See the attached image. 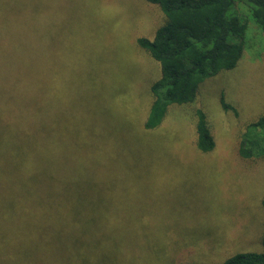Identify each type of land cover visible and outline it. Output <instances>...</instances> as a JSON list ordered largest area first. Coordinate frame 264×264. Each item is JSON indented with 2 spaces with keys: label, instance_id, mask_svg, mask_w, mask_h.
I'll return each mask as SVG.
<instances>
[{
  "label": "rangeland",
  "instance_id": "obj_1",
  "mask_svg": "<svg viewBox=\"0 0 264 264\" xmlns=\"http://www.w3.org/2000/svg\"><path fill=\"white\" fill-rule=\"evenodd\" d=\"M164 21L145 0H0V64L17 68L1 83L16 88L22 108L26 83L46 95L29 104L47 110L50 135L49 172H17L6 158L23 154L35 165L38 157L11 154L6 141L29 139L34 120L17 119L18 107L0 97L4 122L25 129L2 139L0 206H35L46 191L45 204L81 208L83 264L220 263L262 249L264 155L236 152L245 125L264 113L262 31L249 19L236 66L145 129L160 66L137 38ZM198 108L215 142L209 152L194 145Z\"/></svg>",
  "mask_w": 264,
  "mask_h": 264
},
{
  "label": "trees",
  "instance_id": "obj_2",
  "mask_svg": "<svg viewBox=\"0 0 264 264\" xmlns=\"http://www.w3.org/2000/svg\"><path fill=\"white\" fill-rule=\"evenodd\" d=\"M145 1L156 4L165 16L164 23L156 28L151 38H137L138 45L147 50L160 66L159 77L150 84L151 100L143 123L145 129H150L160 123L170 104L194 102L199 85L205 78L236 66L243 52L249 19L252 18L260 27L264 38V0ZM244 7L246 13L242 11ZM15 70L17 68L12 64L7 68L0 64V97L7 95L5 104L18 107L17 119L31 117L34 121L27 128L31 135L29 139L17 143L6 141V144L14 145L11 154L29 152L32 154L28 155L37 156L38 160L34 165L31 160L23 158V154H17L12 155L15 158H6V162L21 166L17 172H49L46 166L49 151L46 138H50L46 121L49 113L43 108L33 109L29 104V101L40 100L46 95L37 98V90L26 83L24 94H28L29 101L23 102L22 108L17 94L11 92L16 88L1 83L4 76H13ZM219 102L224 110L235 112V108L222 96ZM195 116L194 145L200 152H209L215 142L206 115L198 108ZM5 119L7 117L0 113V147L4 145L3 136L22 137L25 131L23 123L17 126L4 122ZM9 125L16 130L11 131ZM238 137L236 152L240 157L247 159L264 155V113L247 123ZM34 198L38 201L35 206H0V264H83V246L77 236L82 209L45 204L44 200L48 198L46 191ZM261 206L264 208V196ZM261 243L260 251L237 252L220 263L198 261L189 264H264V232Z\"/></svg>",
  "mask_w": 264,
  "mask_h": 264
}]
</instances>
